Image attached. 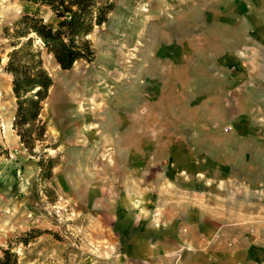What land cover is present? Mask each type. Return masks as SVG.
Returning a JSON list of instances; mask_svg holds the SVG:
<instances>
[{
    "label": "rangeland",
    "instance_id": "obj_1",
    "mask_svg": "<svg viewBox=\"0 0 264 264\" xmlns=\"http://www.w3.org/2000/svg\"><path fill=\"white\" fill-rule=\"evenodd\" d=\"M113 1L94 62L44 54L32 154L3 35L55 16L0 0V248L20 264H264V0Z\"/></svg>",
    "mask_w": 264,
    "mask_h": 264
},
{
    "label": "trees",
    "instance_id": "obj_2",
    "mask_svg": "<svg viewBox=\"0 0 264 264\" xmlns=\"http://www.w3.org/2000/svg\"><path fill=\"white\" fill-rule=\"evenodd\" d=\"M23 1L48 7L55 16V22L48 24L36 14H26L13 28L6 27L3 35L11 48L4 72L12 77L17 103L13 128L34 154L36 143L44 141L46 124L40 116L54 84L44 54L52 56L63 71L81 61L94 62L90 36L108 22L116 4L113 0ZM0 264H20L19 255L11 247L0 248Z\"/></svg>",
    "mask_w": 264,
    "mask_h": 264
},
{
    "label": "crops",
    "instance_id": "obj_3",
    "mask_svg": "<svg viewBox=\"0 0 264 264\" xmlns=\"http://www.w3.org/2000/svg\"><path fill=\"white\" fill-rule=\"evenodd\" d=\"M133 249V248H132ZM132 255H133V253H132ZM134 256V255H133Z\"/></svg>",
    "mask_w": 264,
    "mask_h": 264
}]
</instances>
